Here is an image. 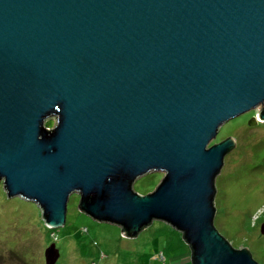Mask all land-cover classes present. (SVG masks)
<instances>
[{"label":"water","instance_id":"1","mask_svg":"<svg viewBox=\"0 0 264 264\" xmlns=\"http://www.w3.org/2000/svg\"><path fill=\"white\" fill-rule=\"evenodd\" d=\"M259 105L264 122V0H0V182L50 230L77 195L124 238L169 226L191 264H258L214 225L234 140L208 146Z\"/></svg>","mask_w":264,"mask_h":264},{"label":"rangeland","instance_id":"2","mask_svg":"<svg viewBox=\"0 0 264 264\" xmlns=\"http://www.w3.org/2000/svg\"><path fill=\"white\" fill-rule=\"evenodd\" d=\"M264 108V105H263ZM262 105L226 123L208 146L225 139L235 148L225 157L216 178L219 234L236 250L247 249L264 264V122ZM54 121L46 124L53 128ZM164 174L138 179L136 192L147 195ZM79 196L70 197L66 226L50 230L39 208L20 198H8L0 182V264H45V250L55 244L57 264H191V251L182 236L161 222H153L135 239L121 230L99 224L78 211Z\"/></svg>","mask_w":264,"mask_h":264}]
</instances>
